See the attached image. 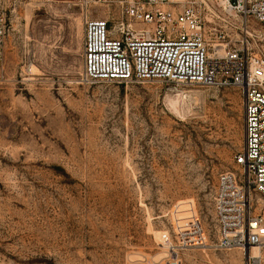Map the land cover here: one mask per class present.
<instances>
[{"label":"rangeland","instance_id":"1","mask_svg":"<svg viewBox=\"0 0 264 264\" xmlns=\"http://www.w3.org/2000/svg\"><path fill=\"white\" fill-rule=\"evenodd\" d=\"M207 1V28L234 43L240 24ZM0 7V264H248L219 247L214 208L220 173H242L241 89L87 82L81 0ZM249 203L264 214L262 193Z\"/></svg>","mask_w":264,"mask_h":264},{"label":"built area","instance_id":"2","mask_svg":"<svg viewBox=\"0 0 264 264\" xmlns=\"http://www.w3.org/2000/svg\"><path fill=\"white\" fill-rule=\"evenodd\" d=\"M84 13V79L90 83L165 80L203 87L236 86L243 94L245 141L232 170L218 177L214 197L218 245L249 251L248 264H264L251 249L263 245L264 214H253L249 192L264 195V51L250 40L264 29V0H218L232 32L207 28V0H81ZM233 19V20H231ZM7 16L0 7V62ZM233 34V33H232ZM216 46L221 49L216 50Z\"/></svg>","mask_w":264,"mask_h":264},{"label":"bare ground","instance_id":"3","mask_svg":"<svg viewBox=\"0 0 264 264\" xmlns=\"http://www.w3.org/2000/svg\"><path fill=\"white\" fill-rule=\"evenodd\" d=\"M251 253L254 255H262V245L252 247Z\"/></svg>","mask_w":264,"mask_h":264}]
</instances>
